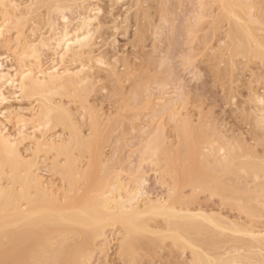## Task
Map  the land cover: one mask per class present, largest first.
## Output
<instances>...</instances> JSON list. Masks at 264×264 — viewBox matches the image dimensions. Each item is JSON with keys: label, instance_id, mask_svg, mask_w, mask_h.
Here are the masks:
<instances>
[{"label": "rangeland", "instance_id": "1", "mask_svg": "<svg viewBox=\"0 0 264 264\" xmlns=\"http://www.w3.org/2000/svg\"><path fill=\"white\" fill-rule=\"evenodd\" d=\"M12 1L17 18L5 39L0 38L1 69L12 74L27 46L38 36L49 37V13L55 5L70 8L71 29L80 24L79 16L90 5L100 9L93 13L97 20L91 26L95 45L82 58L90 68L84 75L92 80L79 87L70 82L54 97L71 112L69 120H53L35 137L18 136V140L17 119H31L41 98L17 96L6 87L8 101L0 104L1 126L6 125L17 141L24 161L36 165L33 169L44 191L62 204L54 203L73 201L70 205L81 206L111 198L112 209L126 206L120 202L126 200L129 210L138 204L143 209L149 200L154 201L151 204L167 200L184 212L205 213L224 227L232 225L229 229H247L238 235L198 220L201 232L195 238L209 254L237 249L241 257L264 256L260 239V233L264 235V0H232L240 22L229 18L220 0ZM1 16L0 12V21ZM53 19L62 29L58 17ZM247 28L258 45L246 36ZM43 54L46 68L53 51ZM97 57L102 64L96 63ZM32 63L37 66L36 61L25 60ZM68 64L73 70L80 66ZM35 124V120L27 124V133L34 132ZM44 139L48 145L41 143ZM6 172L0 176V190L21 194L10 166ZM120 218L103 223L98 232L70 226L75 234L86 230L90 234L83 264H192L189 250L184 253L165 238V217L145 215L136 223L149 229L130 233ZM79 236L81 242L84 237ZM129 240L131 248L123 250ZM6 259L0 252V264Z\"/></svg>", "mask_w": 264, "mask_h": 264}, {"label": "bare ground", "instance_id": "2", "mask_svg": "<svg viewBox=\"0 0 264 264\" xmlns=\"http://www.w3.org/2000/svg\"><path fill=\"white\" fill-rule=\"evenodd\" d=\"M220 1L222 4L221 5L222 9L224 8V12L225 11L227 12L226 14L230 16L229 18H233L236 21L238 20V22L242 21L241 19H239L235 11V5L232 2V0H220ZM16 6H15V2H13L12 0H0V8H1L0 12L2 14L0 21V38H4L3 37L4 34L7 31H8L7 33H9V30L12 28L11 27L13 26L12 22L14 21V19L17 18V17L14 18L12 14V11L17 8ZM248 9L249 11L252 10V8H248ZM69 12H70V8L62 4L55 5L53 8H51L48 19L49 37L47 36L48 38L46 37L44 38L43 35L42 37L38 36L39 37L38 38L36 37L35 34L33 35L36 37V41L34 40L35 42L34 41L32 43L30 42L31 45H28L27 50L25 49L26 51L20 55L21 57L18 60L20 66H18L19 69L15 70V72L13 70L14 74L10 72H4L3 71L4 69H1L2 62L0 64V104H4L5 101H8L6 100L7 97H5L4 94L5 93L4 90H7L5 89L6 87H9L10 90L13 89L15 94L17 93V96L18 94L21 96H29V97L39 95L41 98L39 101V109L36 112L34 110L35 114L31 115V119L27 120L25 116H20V118L17 119V123L19 125L18 135L16 134L17 139L20 137V138H24L25 140L27 136H31V135L35 137L36 132L40 131L41 133V129H40L41 127L50 125V123L53 120H62V119L69 120L71 112L67 108L63 107V104L55 103L56 101L54 97L57 94V90L64 89L66 87V84L68 83L70 84V82L76 83L79 87V84H83L85 82L87 83L89 79L92 80L90 76L87 77L86 75H84L86 74L85 72H87V68L89 67H86V63L85 64L83 63L82 58L85 55H87V53L91 51V49L95 45V43H93L94 41L93 34L95 32L93 33V31H91V26L92 23L97 20V13L100 12V9L94 8V6L90 5V7L85 11L84 14L81 13L82 16L81 15L79 16L80 24L78 22L79 25H77L76 27L74 25L73 26V28L75 27L74 29H71L72 23L70 21ZM95 12L97 13L93 14ZM54 16L58 17L60 22H62L61 24L62 29L59 28L61 30L58 29V26L56 24L57 22H55V20L53 19ZM244 23L242 22V24ZM249 24L252 23L250 22ZM244 26H246V23ZM8 27L11 28L8 29ZM244 31L246 33V36L250 38L251 41L254 42V44L256 42V45H258L257 41H255L249 29L247 28ZM256 48L258 47L256 46ZM45 51H53V57L51 56L52 59L50 61V64L46 68L44 67L47 64H45V66L42 64L43 62L42 57L45 54V53L43 54V52ZM90 56L91 54L89 55V57ZM9 58L6 59L9 60ZM28 59L36 61L37 66L36 67L33 66V63L35 62H33L32 65L25 64V60ZM68 59L70 61H68ZM66 62L71 63L70 64L71 66L72 63H75L77 65L79 64L80 66L79 68L75 67V69L76 68L77 69L73 70L71 69L72 67L66 66L68 64V63L66 64ZM96 63L102 64L103 61L102 59H98L97 57ZM3 67L5 68V66ZM96 73L95 75L93 73V75L96 76ZM257 101L260 104L263 103V100L261 98L260 99L257 98ZM34 120L36 123L35 126L32 128L34 132L31 131L33 132L32 134H30L31 133L30 131H29L30 133L29 132L27 133V129H26L27 124L30 121H34ZM261 120L262 119L258 120V122H260ZM18 125L16 127H18ZM5 126L6 125L1 126L0 124V176L8 174L6 172V166H10L12 172L15 174L11 178L14 177L13 180L16 182L15 185H18V183L20 184L18 186L21 187V191H20L21 194L13 193L12 192L13 190L10 191L11 189H9V191H6L2 189V187H1L2 190H0V252L7 255V259L5 261L6 263L4 262V264H83L81 258L82 257L85 258V256L83 255L84 253H86L85 252L87 247L86 244L88 239L90 238L89 237L90 234H88L89 232H93L94 230L98 232L99 229H101L103 223L114 221L112 219H114L116 216L121 217L120 221H123L122 223L130 228L131 231L128 230L129 233L134 232L137 229H140L141 231H147L149 229V226L147 227V225H144L143 222L140 223H136V222L141 218H143V216L148 214L165 217L164 219L166 223V231L164 233L166 236L165 238L172 240L175 246L181 247L184 253L185 251L189 250L191 254L192 264H264V256L260 255V257L258 258H254L251 256L241 257L239 256L238 254L239 251L237 249H227L223 253H219L218 251L216 252L217 254H213V255L209 254V252L206 251L203 246H200L198 244V241L195 238V236L200 234L201 232L196 224L198 220L207 222L220 231L229 230L231 233L238 235L240 233L241 235L244 234L245 230L247 229H242L244 231L242 232L240 226H237L238 229H236L235 227L236 224H233L235 225L233 226L235 227V229H231L232 225L231 226L228 225V227L227 226L224 227L222 223H219L216 220H214L212 216H209L201 212L200 213H192V211L184 212L182 211V208H180L181 210H179L174 203L168 202L167 200L165 202H161L160 200V202L157 203L155 202L156 204L154 203L151 204L154 201L149 200L150 205L147 202L146 203L147 206H145L143 209L138 208L141 207L139 206V204L138 205L135 204L138 207L135 209L128 208L129 210H126V206H127L126 200L123 202L120 201L121 203H124V205L126 202V206L119 207V205H117V207L119 208L114 209L116 207L115 205V207L112 209L110 206L113 207V205H111V203L113 202L112 199L111 198L109 199L108 197H105L109 199L108 201L97 199L81 206L70 205L73 204L72 203L73 201L70 204H64L66 203V200H64V202L61 200L64 205L62 206L56 205L59 202L57 201L59 199L56 200V198H53L52 200V198H50L46 193L47 190L45 187L44 188L46 192L44 191L43 186H41L42 185L41 182L43 181L41 180L40 182L39 179L41 178L40 175L38 176L37 175L38 173H35L36 171H34L33 169L36 167V165L34 167L33 166L34 164H30L29 162L24 161L25 159L21 157L22 156L20 155L21 153L19 154L20 150L19 147L17 146V141L12 139V135L10 136L7 133L6 130L7 128ZM43 137L47 139L45 136ZM45 139L41 143L43 144L45 143L46 145H48L47 143L49 141L46 140V142L48 141L46 143L44 142ZM79 140H77L76 142L77 144L81 141ZM20 141H18L19 144ZM52 142L53 141H51L50 143L53 146ZM53 143L55 146L56 145L55 142ZM37 144L39 145V143ZM50 146H48V148ZM52 146L50 147V149L53 148ZM84 146H85V142H84ZM84 146L82 145V148H84ZM60 147L61 146H59V148ZM74 147H77V145H75ZM85 147L90 148L91 145L88 146V144H86ZM59 148H57L56 151H58ZM78 148L82 149L81 147H79V145ZM65 153L68 152L64 151V154ZM230 163L233 164L232 161ZM244 167L250 170V168H248L247 166ZM252 167L254 166L252 165ZM260 167L261 166L256 167V169L257 168L261 169ZM16 168L18 169L22 168L24 173H22V175L18 174L17 172L18 170ZM228 169H230V167ZM259 169L257 170L258 173H260ZM248 170L245 171L247 172ZM250 171L254 173L253 169ZM257 172L255 171V173ZM253 173L250 172L246 174H253ZM258 173L256 174V176L258 175ZM33 190H35V193H33ZM95 194L97 195V193ZM138 194L139 193H137L136 195ZM141 196L143 195L141 194L140 197ZM129 197L131 196L129 195ZM138 197L139 196H137V199ZM67 198L68 196L64 199ZM120 198L121 197L119 196L118 199ZM134 200L135 199L133 198V201ZM54 201H57L55 202L56 204L54 203ZM131 202L132 199L129 202L130 205ZM122 217L123 220H121ZM176 220L186 221V222L189 221L190 222L189 224L193 228H191L189 224H187V226H184L180 223H176ZM70 226H75L77 228L80 227L79 228L80 230L82 227H87L89 228V232L85 228L86 230L85 233L87 232L86 234L85 233L83 234L82 232H81L82 234L80 233L75 234V230L72 231L71 228L73 227L70 228ZM127 226H125V228ZM53 227H55L54 230L51 229ZM229 227L231 228L229 229ZM150 233L153 232L150 231ZM250 233L247 234L250 235L249 237H252L253 233L252 235ZM74 235H77V238L79 235L84 238L81 242H78L77 238ZM260 236L263 237L264 235L260 233ZM262 237L261 238L259 237L261 241L264 240V238ZM132 238L134 239V237ZM132 238L130 239L131 241L133 240ZM130 240L129 243L127 242L125 245L122 246L123 250L124 249L126 250L127 248L128 249L131 248ZM252 240L254 241L259 239L257 237V239L254 238ZM254 242L256 243V241ZM257 242L259 245L262 244L261 242L260 244L259 241ZM261 252L262 250L260 251V253ZM83 258L82 260L85 261V259Z\"/></svg>", "mask_w": 264, "mask_h": 264}]
</instances>
